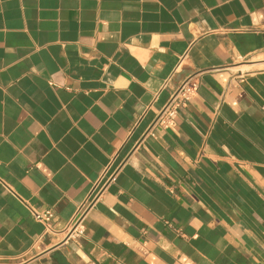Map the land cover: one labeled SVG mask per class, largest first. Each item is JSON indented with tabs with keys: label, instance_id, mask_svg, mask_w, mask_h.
<instances>
[{
	"label": "crops",
	"instance_id": "obj_1",
	"mask_svg": "<svg viewBox=\"0 0 264 264\" xmlns=\"http://www.w3.org/2000/svg\"><path fill=\"white\" fill-rule=\"evenodd\" d=\"M0 264H264V0H0Z\"/></svg>",
	"mask_w": 264,
	"mask_h": 264
},
{
	"label": "built area",
	"instance_id": "obj_2",
	"mask_svg": "<svg viewBox=\"0 0 264 264\" xmlns=\"http://www.w3.org/2000/svg\"><path fill=\"white\" fill-rule=\"evenodd\" d=\"M198 82L188 79L184 81L180 87L176 90V92L171 97L169 103L164 108L163 112L160 114L158 121L160 125H168L170 121L174 118L176 113V108L188 100L192 92L196 91L198 88ZM111 178V174L109 172V168H106L104 173L102 174L98 183L94 186L93 190L90 192L89 196L85 200V202L78 208L76 214L72 218L68 226V234L69 236H79L83 233V224L82 221L86 216L88 210L90 209L92 203L98 197L102 187L105 183L109 181ZM35 218L39 221L49 222L53 216L52 212L47 210L43 212L33 211Z\"/></svg>",
	"mask_w": 264,
	"mask_h": 264
}]
</instances>
